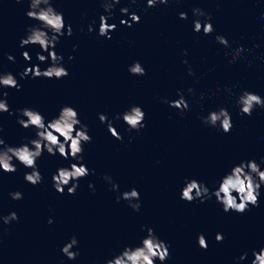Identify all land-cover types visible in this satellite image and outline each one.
<instances>
[{
  "label": "clouds",
  "instance_id": "clouds-1",
  "mask_svg": "<svg viewBox=\"0 0 264 264\" xmlns=\"http://www.w3.org/2000/svg\"><path fill=\"white\" fill-rule=\"evenodd\" d=\"M17 3L22 0H16ZM120 0H102V6L105 12L111 13L115 4H118ZM135 3L136 0H131ZM169 0H147L148 7H155L157 4H167ZM123 14L129 15V9L127 7L121 8ZM194 15L198 17H205V21L197 19L193 22L194 31L200 32L201 30L205 35H210L214 29L211 24V16L203 12V10L197 8L193 9ZM26 16L29 19L39 22V26H30L27 29V35L20 41V47H26L28 45L38 44L42 51L47 52L48 56L37 53V59L44 63L51 60V64L46 70H41L38 65L34 67L26 68L21 73V78L31 76L33 78H56L62 79L69 75L67 69L63 67V56L58 55L55 51V46L59 42L61 36L65 35V22L63 14L58 12L52 5V0H29V10L26 12ZM109 17H100L99 35L111 39L110 33L115 30V24L107 23ZM139 16L135 13L129 15L128 20H121V24H125L131 27L132 23L139 22ZM180 19H187L186 13H180ZM94 29L92 25H89L88 31L92 32ZM68 36L72 35L71 25H67ZM216 40L224 47H230L228 40L223 36H217ZM245 51L243 47L237 48L235 54L232 57V62ZM186 54V53H185ZM23 58L26 61L31 60V56L27 51L23 53ZM9 61L14 62V57L7 56ZM73 57L69 56V60ZM187 64V61H184ZM129 72L132 75L143 76L146 74L145 69L137 61L129 66ZM189 75H194L191 67L188 70ZM0 86L4 88H16L20 89V85L11 73L0 74ZM192 92L193 89H188ZM230 91L229 89L225 90ZM2 95L7 97L8 93L3 92ZM169 106L176 108L183 113L189 109V104L182 94H179V99L175 101H168ZM237 103L240 107V111L244 115H251L252 111L256 107L264 108V98L261 96L244 91L237 99ZM9 112V106L6 99H0V113ZM19 115L23 118L18 119L19 125L27 129L29 127L36 129V138L31 139L28 143L21 144L20 146L13 147L6 145L5 140L0 137V170L5 173L16 172V166L13 160L19 161L26 168L32 169L31 172L25 173L24 179L33 186L42 182V175L38 170L36 161L43 152L46 150L49 155H56L59 153L64 159H68L69 156L73 160L82 161L83 156V144L91 142V136L88 135L87 126L81 123L78 118V112L71 106H63L57 117L46 123L45 117L37 110L31 108H23L18 110ZM145 113L139 106H132L129 110L122 114L123 121L128 125L130 130L139 131L145 125L143 123ZM121 114H118L116 119H120ZM101 123L108 122V131L111 135L121 140L122 137L113 127L112 123L108 121V117L104 114L99 115ZM204 123L216 127L217 125L223 130L225 134L229 133L232 128L231 115L226 108H220L217 111L210 112L207 117H202ZM76 126H79L77 129ZM3 131L0 126V132ZM62 138V140H61ZM89 175V169L83 164L77 163L71 164L69 167H60L57 172L52 176L53 187L60 194L64 193L65 187L69 195H75L77 187H79L78 181ZM105 179L111 183L110 177ZM264 185V170H261L260 165L255 160H249L247 162H240L234 166L230 173L224 175L219 183V187L213 192L209 193V189L202 183L196 180L186 181L184 188L181 192V199L191 203L194 200L200 199L201 202L205 198H211L214 195L216 201L223 206L224 212L235 211L237 213H244L248 210V206H258V197L260 196L261 186ZM89 188H93L92 184H89ZM113 190L118 188V185L112 184ZM94 190V188H93ZM235 193V195H234ZM13 200H20L23 198V194L20 192L9 193ZM124 199L129 201V207L138 211L141 207L139 200L140 195L136 189L126 191L122 193L118 199ZM133 201H136L133 203ZM239 201V202H238ZM0 220L4 224H9L12 221L18 220V216L15 212L10 213L7 216L0 217ZM48 223H53L52 219L48 220ZM223 240L222 234L216 235V241L221 242ZM198 243L201 248L207 249V242L203 234L198 236ZM78 245V240L72 237L70 242L62 248V253L67 256L68 259L74 260L78 256V252L72 249ZM168 246L162 240H160L151 228L147 229V236L143 238L141 245L136 247H125L119 254L109 259L107 264H155L158 259L161 264L169 257ZM241 256L243 260L246 257ZM254 260L252 264H264V248L259 252H253Z\"/></svg>",
  "mask_w": 264,
  "mask_h": 264
},
{
  "label": "water",
  "instance_id": "water-1",
  "mask_svg": "<svg viewBox=\"0 0 264 264\" xmlns=\"http://www.w3.org/2000/svg\"><path fill=\"white\" fill-rule=\"evenodd\" d=\"M255 160L264 170V141L207 168L140 193L138 211L129 201L117 202L48 222L0 233V264H107L125 247L140 246L147 229L168 246L163 264H252L253 252L264 248V185L258 206L244 213L224 212L214 195L189 203L181 199L186 181L204 184L209 193L240 162ZM235 195V193H234ZM136 201H133L135 203ZM239 202V201H238ZM223 235L221 242L217 234ZM203 234L207 249L201 248ZM78 240L74 260L62 253ZM247 254L245 259L240 257ZM155 264H161L157 259Z\"/></svg>",
  "mask_w": 264,
  "mask_h": 264
}]
</instances>
